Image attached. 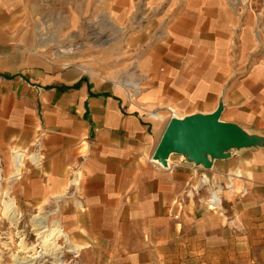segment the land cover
Returning a JSON list of instances; mask_svg holds the SVG:
<instances>
[{
	"label": "crops",
	"instance_id": "0c3cea01",
	"mask_svg": "<svg viewBox=\"0 0 264 264\" xmlns=\"http://www.w3.org/2000/svg\"><path fill=\"white\" fill-rule=\"evenodd\" d=\"M62 1L0 0V76L14 78L0 86V117L7 109L0 126H29L23 137L0 136V148L30 145L40 112L46 154L45 176L37 178L40 194L60 196L70 188L85 207L75 219L94 222L89 236L114 242L107 253H125L124 262L149 264L152 240L160 246L169 233L174 236L176 179L183 175L152 163L171 118L161 108L218 92L210 109L198 112H213L221 100L223 121L264 136V18L257 23L249 12L241 21L228 0H171L161 54L140 62L147 84L129 101L121 87L39 51L38 32L49 26L45 18L54 16V27L61 26ZM70 21H77L75 14ZM248 159L263 163L264 154ZM129 236L138 238L135 247L129 248Z\"/></svg>",
	"mask_w": 264,
	"mask_h": 264
},
{
	"label": "rangeland",
	"instance_id": "374dc122",
	"mask_svg": "<svg viewBox=\"0 0 264 264\" xmlns=\"http://www.w3.org/2000/svg\"><path fill=\"white\" fill-rule=\"evenodd\" d=\"M228 3L239 11L241 21L249 12L257 23L264 18V0ZM170 5L171 0H63L61 26L54 27V16L46 17L44 21L49 26L39 30L42 44L37 48L48 59L57 57L62 66L77 65L89 76L121 87L125 93L122 83H138V93H127V100L133 101L142 94L148 79L140 62L149 54H161L163 49L169 23L166 9ZM74 14L77 21L72 23ZM253 33L257 36L258 30ZM241 63L246 64L244 60ZM13 82L12 76H0V86ZM217 96L218 92L211 93L205 99L183 105L171 102L161 109L170 117L172 113L183 117L206 112ZM3 112L0 120L6 121L7 109ZM34 123L30 145L0 148V264H13L15 258L33 255L30 247L39 241L34 220L41 217L49 227L59 221L74 251L69 252L61 238L57 242L62 246V263L45 256L35 264H129L124 262L125 253H107L109 246L113 250L114 242L89 236L94 222L75 219L76 213L85 211V207L82 209L76 203L70 188L60 196L40 194L37 178L45 176L46 160L41 145L40 112L34 116ZM28 127L8 130L0 126V136L6 138L13 133L23 137ZM12 150L23 153L24 165L18 177L14 176ZM263 150L264 147L234 149L228 158L214 160L210 168L188 162L181 154H171L169 162L177 166L167 171L183 174L176 179L170 223L174 236L169 233L168 240L159 237V241L168 242L160 246L152 240L151 247H147L151 250L149 264H264V162L253 164L248 159L257 151L264 154ZM35 155L39 157L38 164L32 161ZM217 185L223 189L219 205L210 201V192ZM229 185L233 186L232 191ZM6 203H11V208L6 209ZM137 239L126 238L129 248L136 246L133 243Z\"/></svg>",
	"mask_w": 264,
	"mask_h": 264
},
{
	"label": "water",
	"instance_id": "95a60500",
	"mask_svg": "<svg viewBox=\"0 0 264 264\" xmlns=\"http://www.w3.org/2000/svg\"><path fill=\"white\" fill-rule=\"evenodd\" d=\"M220 100L211 113L172 116L152 154L153 160L166 167L171 154H181L186 161L210 168L216 159H225L232 150L264 147V136L249 133L233 122L223 121Z\"/></svg>",
	"mask_w": 264,
	"mask_h": 264
},
{
	"label": "bare ground",
	"instance_id": "6f19581e",
	"mask_svg": "<svg viewBox=\"0 0 264 264\" xmlns=\"http://www.w3.org/2000/svg\"><path fill=\"white\" fill-rule=\"evenodd\" d=\"M132 85H134L133 82L132 83L127 82V83L123 84L122 86H132ZM123 88H125V87H123ZM173 114H175V113H173ZM173 116H176V114ZM38 158L39 157L37 155H35L32 157V161L34 163L38 164ZM153 161L155 163H159L158 160H153ZM12 165H13V169H14V176L18 177L21 174V171H22L21 169L24 165L22 152H20L18 150H12ZM168 165H169V158L167 160V166ZM0 180H1V176H0ZM227 187L231 191L233 190L232 185H229ZM222 190H223L222 187L219 185H217L216 190H211L210 201L213 204H216V205L221 204V198L219 196V193L222 192ZM0 194H1V190H0ZM11 205H12L11 203H6V209L11 208ZM36 217H39V216H36ZM34 226H35V230L37 231L39 241L37 244L32 245L30 247V250H33V255L29 256V258L27 256L21 257V258H15L13 264H35L36 262H39L45 256L48 258H51L53 260V262L62 263V259H61L62 246L59 245L57 242V240L61 239V238L64 239L65 244L67 245L66 246L67 250L69 252L74 251L73 248L70 247L71 246L70 238L68 237L67 233L60 226L59 221L58 222L56 221V223H54L51 227H49L44 222V219H42V217L41 218H35ZM35 246H39L40 249L38 251H36V248H34Z\"/></svg>",
	"mask_w": 264,
	"mask_h": 264
},
{
	"label": "built area",
	"instance_id": "2783aa9c",
	"mask_svg": "<svg viewBox=\"0 0 264 264\" xmlns=\"http://www.w3.org/2000/svg\"><path fill=\"white\" fill-rule=\"evenodd\" d=\"M123 84H125V83H123ZM125 87V89L127 90L126 91V96H127V93L129 92V95L130 94H133V93H138L139 92V85H138V83H134V85H132V86H124ZM153 114H155V113H153ZM173 116V115H172ZM152 162V161H151ZM157 168H160V169H164V170H172L175 166H177V164H172V163H170L169 162V165L168 166H166V167H164V166H162L160 163H155V162H152Z\"/></svg>",
	"mask_w": 264,
	"mask_h": 264
}]
</instances>
